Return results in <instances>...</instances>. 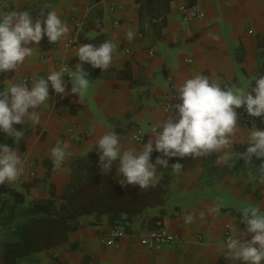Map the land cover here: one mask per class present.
I'll return each mask as SVG.
<instances>
[{
    "label": "crops",
    "instance_id": "obj_1",
    "mask_svg": "<svg viewBox=\"0 0 264 264\" xmlns=\"http://www.w3.org/2000/svg\"><path fill=\"white\" fill-rule=\"evenodd\" d=\"M109 3L0 0V11L27 10L34 19L43 20L48 11L55 10L69 28L67 37L49 46L44 56L40 54L43 39L38 45L29 44L35 47L32 56L15 72H0V92L11 84L31 87L46 78L50 69L59 70L61 62L74 70L82 44L111 40L118 45L106 71L83 64L90 88L82 98L78 94L59 96L49 86V104L38 109L39 124L14 125L24 130L18 143L0 131V141L17 148L25 166L24 175L15 184L0 185V253L5 240L3 224L14 225L21 218V207L52 195L58 202L72 183L100 170L88 153H98L94 144L103 133L115 131L122 146L139 148L143 143L133 140L134 129H143L147 143L152 129L167 113L162 97L166 95L170 105L180 103L172 97L185 79L203 74L221 87L250 86L251 91L255 80L264 75V0H117L112 12ZM190 5H197L203 14L184 21L179 6ZM129 29L136 31L131 41L126 37ZM67 82L70 90L69 79ZM241 108L236 110L241 131L230 149L233 158L227 163L220 162L217 153L170 157L168 168L157 167L161 179L142 190L138 185L122 187L118 181L123 177L116 171L119 162H114L111 180L126 192L106 195L110 212L82 216L80 226L69 232L65 241L39 251L25 264H243L219 253L226 233L232 234V225L239 232L245 230L240 216L244 207L259 204L264 211V185L251 182L243 159H237L248 147L253 126L264 130V117L245 125ZM168 114L175 115V110ZM63 142L71 145V154L56 170L50 150ZM160 155L154 151L152 162ZM176 162L184 166L179 173L171 170ZM261 162L253 157L255 167ZM217 205L219 213L210 214L209 209ZM11 213L14 220L6 221ZM189 214L193 216L190 224L186 223ZM112 226L123 229L115 247L105 245ZM155 228L178 234L182 242L146 248L142 237Z\"/></svg>",
    "mask_w": 264,
    "mask_h": 264
},
{
    "label": "clouds",
    "instance_id": "obj_2",
    "mask_svg": "<svg viewBox=\"0 0 264 264\" xmlns=\"http://www.w3.org/2000/svg\"><path fill=\"white\" fill-rule=\"evenodd\" d=\"M68 33L67 24L55 10L48 11L43 20L34 19L27 10L0 11V72H15L26 58L32 56L35 47H29V44L38 45L44 36L50 43L56 44L64 40ZM135 36L134 29L126 32L129 41ZM117 47L111 40L99 45L82 44L77 50L79 62L74 65V70L68 65L60 70L50 69L46 78L35 81L31 87L27 83L11 84L6 91L0 92V131L18 143L24 137V130H18L14 125H24L27 121L39 124L41 114L38 109L50 99L49 86L59 96L78 94L79 99L82 98L90 88L89 73L84 70L83 64L88 63L93 68L106 71ZM64 76L69 78L70 90ZM255 85L248 91L250 86L221 87L203 74L185 79L176 95L180 103L168 106L167 113L152 129L153 135L147 143L139 148H125L120 135L111 130L99 137L94 145L101 173L107 175L114 162L118 161L116 171L123 177L118 181L121 186L138 185L140 189L147 190L161 179L157 167H169L167 158L208 157L217 153L218 160L227 163L233 158L230 149L241 131L236 110L244 107L249 116L264 117V75L255 80ZM173 109L175 115L168 114ZM246 143L248 147L238 153L237 159H243L251 182L264 185V130L253 126ZM70 147L68 142H63L50 150L53 169L61 168L71 154ZM154 151L162 155L152 162ZM253 157L262 161L258 167L253 165ZM183 167L179 162L171 164V170L175 173L181 172ZM24 173V160L17 148L0 144V185L15 184ZM219 211L220 205L209 209L210 214H218ZM240 216L245 230L239 232L232 225V234L220 245L219 253L243 264H262L264 211H261L259 204H253L244 207ZM186 223H193L191 214L186 217ZM249 233L252 234L250 240L242 239Z\"/></svg>",
    "mask_w": 264,
    "mask_h": 264
},
{
    "label": "trees",
    "instance_id": "obj_3",
    "mask_svg": "<svg viewBox=\"0 0 264 264\" xmlns=\"http://www.w3.org/2000/svg\"><path fill=\"white\" fill-rule=\"evenodd\" d=\"M0 144L9 145L2 141ZM88 157L94 158L99 165L98 153H88ZM111 172L112 169L104 175L97 170L85 179L72 183L70 190L58 202L52 195L21 207V218L14 225L12 222L3 224L5 240L0 253L3 264L29 263L39 251L65 241L69 232L80 226L82 216L110 212L112 206L106 200V195L116 190L117 193L126 192L112 182ZM8 217L6 221H12V213Z\"/></svg>",
    "mask_w": 264,
    "mask_h": 264
},
{
    "label": "built area",
    "instance_id": "obj_4",
    "mask_svg": "<svg viewBox=\"0 0 264 264\" xmlns=\"http://www.w3.org/2000/svg\"><path fill=\"white\" fill-rule=\"evenodd\" d=\"M117 0H110L109 3V11H114L116 7ZM179 10H181L182 20L184 21H190L194 18L200 17L203 13L202 10L197 5H190L187 7L179 6ZM116 23V21H114ZM43 49L41 51V56H44L46 54V49L49 46H53L56 44H52L48 41L47 37H43ZM69 43H72V40L69 41ZM187 61H190V59H186ZM59 70L63 67H66L68 65L67 62H61L58 64ZM69 67V66H68ZM63 79L67 82L68 77L64 76ZM173 100H178L177 96L172 97ZM162 100L164 101L165 106L170 105V101L168 100L167 96L164 95L162 97ZM240 118L243 124L245 125H251L253 123H256L258 121V117H251L247 114L244 107L240 110ZM132 138L134 141L138 143H145L144 141V131L140 127H136L133 131ZM153 154V153H152ZM29 175L32 177L34 176V171L31 170L29 172ZM123 232V229L119 226H112V228L108 231L105 239V245L107 246H117V240L120 237L121 233ZM229 233H226V238L229 236ZM182 238L171 231H168L164 228H155L148 230L144 236L142 237V243L146 248H152L159 244H173V243H181Z\"/></svg>",
    "mask_w": 264,
    "mask_h": 264
}]
</instances>
